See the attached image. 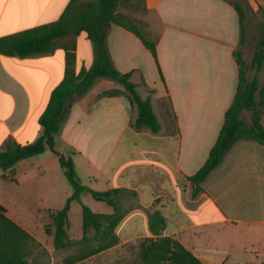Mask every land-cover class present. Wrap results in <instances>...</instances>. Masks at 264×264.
Returning <instances> with one entry per match:
<instances>
[{"label": "crops", "instance_id": "0c3cea01", "mask_svg": "<svg viewBox=\"0 0 264 264\" xmlns=\"http://www.w3.org/2000/svg\"><path fill=\"white\" fill-rule=\"evenodd\" d=\"M70 1L0 0V38L57 21ZM244 2L246 22L250 16L260 20L264 0ZM121 4L116 13L155 43L156 60L137 36L115 24L107 32V50L114 67L131 73L137 93L150 100L160 130L134 127L137 109L125 94L103 95L123 89L111 79H98L72 103L55 149L71 156L83 185L136 193L122 199L119 244L74 264H123V247L156 237L149 229L155 211L166 222L160 236L178 240L203 264H264V146L236 142L196 197L189 181L205 163L236 93V10L228 0H142L144 13L131 17ZM68 44L75 45V69H89L94 45L84 32L59 40L50 54H0V150L9 141L26 145L42 135L39 118L64 77ZM260 122L264 128V113ZM61 172L50 150L19 161L9 178L0 172V205L36 242L31 264H64L70 256L57 252L45 231L50 214L72 194ZM87 196L79 204L106 214ZM70 228L69 221L71 239L82 238V223L76 236Z\"/></svg>", "mask_w": 264, "mask_h": 264}, {"label": "trees", "instance_id": "16d2710c", "mask_svg": "<svg viewBox=\"0 0 264 264\" xmlns=\"http://www.w3.org/2000/svg\"><path fill=\"white\" fill-rule=\"evenodd\" d=\"M228 2L236 10L241 26L240 46L234 52L238 66L236 93L232 104L225 111L223 125L205 163L189 177L193 186V197L202 191L201 184L223 162L225 155L236 142L249 140L264 146V128L260 122L264 113V6L260 8L261 18L255 52L251 62L247 63L243 57L247 24L245 2ZM119 3L120 0H71L57 21L0 38V54L20 58L50 54L58 47L59 40L78 36L82 32L87 34L94 45L92 66L79 71L75 69V45L64 46V77L51 92L48 104L39 118L42 135L26 145L9 141L4 149L0 150V172L4 179L9 178L8 172H11L19 161L40 155L46 150H50L58 158L72 194L61 209L50 214L54 231L49 225L45 231L53 235V245L57 252L75 251L64 259V264H74L119 244L115 228L125 215L121 204L122 197L126 194L136 197L134 191L111 189L100 192L83 185L71 156H65L55 149L56 136L72 103L83 96L98 79H111L123 89H111L103 95L125 94L130 104L137 109L134 127L147 128L153 133L160 130L150 100L142 99L137 93L136 85L130 81L131 73L122 74L114 67L107 50V32L110 26L115 24L137 36L156 60L155 43L145 38L133 23L124 21L116 13ZM250 70L255 72L252 77L248 76ZM246 114H249V119ZM83 194L107 204L113 212L94 213L86 205L80 204L83 236L79 240H73L68 234V213L71 203L80 202ZM165 225V218L160 211L149 215V229L156 237L143 238L137 242L140 264H203L178 240L160 236ZM35 245L34 238L9 219L5 208L0 205V264H31L29 256Z\"/></svg>", "mask_w": 264, "mask_h": 264}, {"label": "rangeland", "instance_id": "374dc122", "mask_svg": "<svg viewBox=\"0 0 264 264\" xmlns=\"http://www.w3.org/2000/svg\"><path fill=\"white\" fill-rule=\"evenodd\" d=\"M81 1H89V0H81ZM238 2H241V0H236ZM121 8L127 10L129 14L132 16H135L137 13L138 14H143L144 13V8L142 5V0H122ZM258 35H259V20L255 16H250V18L247 21L246 24V32H245V44H244V52L246 55H244L245 60H249L252 58L255 48H256V43L258 40ZM254 70L248 71V76L252 77L254 75ZM142 93V92H141ZM63 171V170H62ZM62 177H64L63 172H61ZM66 183H68L67 179L64 178ZM69 184V183H68ZM89 201H94L90 196H87ZM124 196L122 197V199ZM96 203V202H92ZM95 205H100L99 207L102 210L101 212L103 213H111L112 209L110 206H108L105 203H100V204H95ZM71 209L68 214L69 221L71 223V228H70V233L72 236H76L80 231H81V223H82V216H81V205L79 202L75 201L71 204ZM49 226H52L49 225ZM35 247V246H34ZM33 247V248H34ZM123 251L121 252L122 256V263L123 264H140L139 260V249H138V243L136 245H130L122 248ZM75 251L71 250L69 251V255H72Z\"/></svg>", "mask_w": 264, "mask_h": 264}]
</instances>
